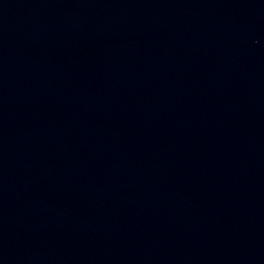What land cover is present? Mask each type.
<instances>
[{
	"label": "water",
	"instance_id": "95a60500",
	"mask_svg": "<svg viewBox=\"0 0 264 264\" xmlns=\"http://www.w3.org/2000/svg\"><path fill=\"white\" fill-rule=\"evenodd\" d=\"M0 264H264V0H0Z\"/></svg>",
	"mask_w": 264,
	"mask_h": 264
}]
</instances>
